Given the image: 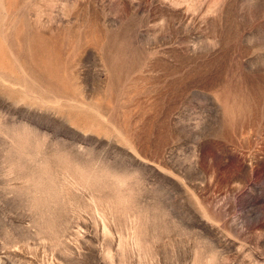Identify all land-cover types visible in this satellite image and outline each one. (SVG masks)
<instances>
[{"label": "rangeland", "instance_id": "obj_1", "mask_svg": "<svg viewBox=\"0 0 264 264\" xmlns=\"http://www.w3.org/2000/svg\"><path fill=\"white\" fill-rule=\"evenodd\" d=\"M0 264H264V0H0Z\"/></svg>", "mask_w": 264, "mask_h": 264}]
</instances>
